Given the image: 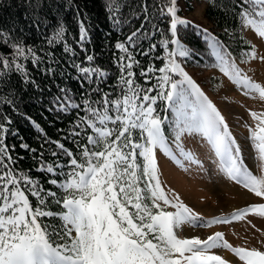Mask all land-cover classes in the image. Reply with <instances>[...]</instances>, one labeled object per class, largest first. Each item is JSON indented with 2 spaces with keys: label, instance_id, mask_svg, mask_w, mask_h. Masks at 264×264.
<instances>
[{
  "label": "snow or ice",
  "instance_id": "1",
  "mask_svg": "<svg viewBox=\"0 0 264 264\" xmlns=\"http://www.w3.org/2000/svg\"><path fill=\"white\" fill-rule=\"evenodd\" d=\"M42 6V0H37V10ZM123 6L130 8L127 3ZM149 7L148 0H141L138 10L118 17L111 10L112 5L106 4L113 27L122 29L140 21L139 27L114 46L125 54L116 57L120 96L110 99L111 93L104 92L99 84L93 86L94 80L106 83L107 72L98 66L74 63L71 67L79 72L81 87L87 82L90 89L87 94L80 93L86 97L83 104L77 103L71 90L63 87L50 102L49 110L58 117L76 113L70 121L74 127L64 133L71 138L73 148L46 133L39 148L21 139L19 148L33 161L25 169L21 167L24 156L16 152L15 144L7 143L9 136H17L11 130L12 117L0 112V264H229L213 251L219 249L231 252L241 264H264V241H258L260 248L233 246L222 231L204 239L180 234L185 226L211 228L238 221L251 224L249 217L264 218V202L205 219L178 194L166 192L159 175L157 151L180 167L187 162L203 168V162L184 147L185 136H199L214 157L212 163L218 172L264 201V112L249 111L253 124H245L246 139L256 153L255 159L260 161L262 174L257 176L247 165L245 147L233 135L225 117L177 62V57L189 56L179 35L180 28L189 22L178 15V0L156 4L159 16L168 18L170 38L160 44L167 52L166 63L158 69L142 68L139 73L146 83L153 72L163 75L154 86L144 88L137 84L133 69L140 67V61L130 48L140 49L142 41L152 35L148 28L153 19ZM224 7L231 10L241 28L264 39V0H228ZM78 16L77 43L84 50L90 40L88 17ZM152 27L160 31L155 24ZM57 35L63 39V25ZM208 47L215 57L213 67H218L245 96L264 101V85L243 73L223 45L212 37L208 38ZM13 48L12 55H25L26 50L19 43ZM156 48L152 43L148 51L141 49L140 54L147 57ZM63 51L70 56L75 54L67 43ZM246 56L264 62V55L258 54L254 46ZM94 59L93 54L85 56L89 63ZM32 62L39 63V58ZM11 63L25 72L22 64ZM53 63L57 61L53 59ZM9 64L8 59H0V68ZM46 71L55 75L51 66ZM170 73L181 79L174 80ZM24 82L35 84L27 78ZM156 88L160 91L153 95ZM92 94L99 99H92ZM189 96L193 99L189 100ZM158 99L169 102L172 123L167 127L171 131L165 127L169 118L161 117L154 107ZM0 103L18 111L14 99L0 98ZM25 118L43 131L31 117ZM49 148L53 149L51 163L46 162ZM33 170L41 179L34 178Z\"/></svg>",
  "mask_w": 264,
  "mask_h": 264
},
{
  "label": "trees",
  "instance_id": "2",
  "mask_svg": "<svg viewBox=\"0 0 264 264\" xmlns=\"http://www.w3.org/2000/svg\"><path fill=\"white\" fill-rule=\"evenodd\" d=\"M148 2L149 13L153 16L151 24L148 25L152 35L142 41L140 49L133 51L130 48V52L140 61V67L133 69L134 79L144 88L156 85L160 73H151V79L146 83L145 78L139 74L141 69L147 67L158 69L164 65L167 52L160 44L163 39L170 38L167 31L168 18L159 16L156 10V4L166 3L167 0ZM124 3L130 5V8H125ZM140 3L141 0H42L43 6L37 10V0H0V29L3 30L0 37V59L10 61L8 67L0 68V80L3 81L0 83V98L14 99L18 108V111H14L12 105L0 103V112L8 113L12 117L11 130L17 133V136L15 138L9 136L7 143L15 144L16 152L24 156L21 167L27 169L33 164L29 155L19 148L21 139L31 147L39 148L46 133L47 137L66 143L70 149L74 147L71 138H66L64 133L74 127L70 121L76 113L58 117L55 112L49 110L50 102L59 94L62 87L70 89V94L81 105L86 97H82L80 93H89L87 82H83L84 86L81 87V76L71 67L72 64L100 67L108 73V80L103 84L94 80L93 86L99 84L104 92L111 93L110 99L120 96L121 86L118 83L120 72L116 57L125 54L114 46L117 42H123L126 35L139 27L140 21L136 20L122 29H117L108 18L111 12L106 8V4L112 5L111 10L115 11L118 17H127L133 9L138 10ZM227 3L228 0H178V15L189 22L180 28L179 33L181 42L189 50V56L176 59L212 103L217 102L212 93L222 87L223 80L227 77L218 67H213L215 57L208 47V38L214 37L223 45L237 64L245 65L252 61L247 58L246 53L254 46L253 41L248 36L247 29L241 28L233 19L231 10L224 7ZM200 7L201 18H197L194 12ZM78 13L88 17L90 40L85 43L84 50H81L77 43V20L80 18ZM153 24L160 29L159 32L152 27ZM60 25L64 27L63 39L57 35ZM204 30H207V33ZM50 40L52 43H49ZM16 43L26 50L24 56L12 55L15 51L13 45ZM66 43L71 45L74 55L70 56L63 51V45ZM152 43L156 44L157 48L150 51L147 57L141 55V49L148 51ZM172 47L170 45L169 50ZM49 53L52 54L51 57ZM87 54L95 56L93 62L85 60ZM36 58H39V63L34 64L32 61ZM53 59L57 63H53ZM241 60L244 62L241 63ZM11 61L22 64L25 72L18 71ZM49 66L53 68L55 75H50L46 71ZM170 75H173L174 80L181 79L178 75L171 73ZM25 78L35 81V84L25 83ZM182 87L187 88V85ZM156 92H159V88L152 94L155 95ZM91 98L99 99L95 94H92ZM192 99L193 97L189 96V100ZM154 107L161 117L169 118L165 127L171 131L167 127L172 123L169 102L158 99ZM25 116L31 117L43 131L38 130ZM225 119L228 123V119ZM52 150L48 149L47 163L53 160L50 156ZM33 174L34 178L41 179L34 170Z\"/></svg>",
  "mask_w": 264,
  "mask_h": 264
},
{
  "label": "rangeland",
  "instance_id": "3",
  "mask_svg": "<svg viewBox=\"0 0 264 264\" xmlns=\"http://www.w3.org/2000/svg\"><path fill=\"white\" fill-rule=\"evenodd\" d=\"M200 11L201 7L194 12L197 18H201ZM247 34L253 41L256 52L264 55V39L257 37L251 30H247ZM237 65L252 80L264 85V62L255 60L245 65ZM162 75L163 73H160V76ZM212 96L217 101L213 104L228 119V125L233 135L245 147V159L250 170L257 176L261 175L260 161L255 159L256 153L246 139L248 129L245 124H253L249 111L264 112V101L258 97L245 96L242 89L238 88L228 78L223 80L222 87L213 92ZM184 147L186 150L192 151L196 158L203 162V168L197 165H189L187 162H185L184 167H180L177 164H172V160L157 151L160 179L166 192L178 194L184 203L202 217L211 219L228 215L234 209L246 207L250 203L264 202L218 172L216 165L212 163L214 157H212L207 144L203 143L199 136H186ZM232 205H236V207L229 208ZM249 219L251 224L247 221H238L227 225L215 224L211 228L193 229L185 226L180 234L187 238L199 235L204 239L215 231H222L225 238L233 246L260 248L262 245L258 241H264V235H262L264 233V218L252 216ZM256 229H260V231L258 232ZM213 251L227 259L229 264H241L227 250Z\"/></svg>",
  "mask_w": 264,
  "mask_h": 264
},
{
  "label": "bare ground",
  "instance_id": "4",
  "mask_svg": "<svg viewBox=\"0 0 264 264\" xmlns=\"http://www.w3.org/2000/svg\"><path fill=\"white\" fill-rule=\"evenodd\" d=\"M243 203V202H242ZM227 207V206H226ZM234 207H236V205H232V206H230L229 208H234Z\"/></svg>",
  "mask_w": 264,
  "mask_h": 264
}]
</instances>
